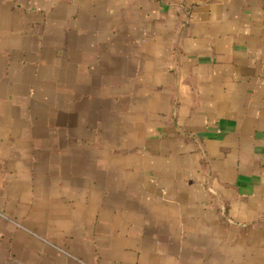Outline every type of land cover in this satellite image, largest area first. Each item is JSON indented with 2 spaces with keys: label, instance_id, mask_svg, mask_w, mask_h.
Segmentation results:
<instances>
[{
  "label": "crops",
  "instance_id": "0c3cea01",
  "mask_svg": "<svg viewBox=\"0 0 264 264\" xmlns=\"http://www.w3.org/2000/svg\"><path fill=\"white\" fill-rule=\"evenodd\" d=\"M0 264H264V0H0Z\"/></svg>",
  "mask_w": 264,
  "mask_h": 264
}]
</instances>
